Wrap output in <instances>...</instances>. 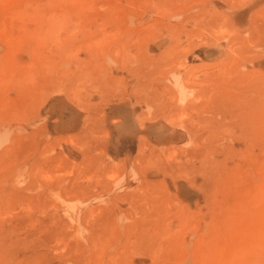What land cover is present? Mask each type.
I'll use <instances>...</instances> for the list:
<instances>
[{"label":"rangeland","instance_id":"rangeland-1","mask_svg":"<svg viewBox=\"0 0 264 264\" xmlns=\"http://www.w3.org/2000/svg\"><path fill=\"white\" fill-rule=\"evenodd\" d=\"M0 264H264V0H0Z\"/></svg>","mask_w":264,"mask_h":264}]
</instances>
